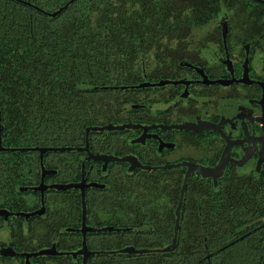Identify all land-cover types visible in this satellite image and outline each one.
Returning a JSON list of instances; mask_svg holds the SVG:
<instances>
[{
  "label": "flooded vegetation",
  "instance_id": "flooded-vegetation-1",
  "mask_svg": "<svg viewBox=\"0 0 264 264\" xmlns=\"http://www.w3.org/2000/svg\"><path fill=\"white\" fill-rule=\"evenodd\" d=\"M182 10L168 34L75 60L61 123L0 112L3 148L39 149L0 152V264H143L117 251L171 243L148 247L173 233L189 166L178 235L181 219L187 234L220 219L226 247L252 243L264 263V0Z\"/></svg>",
  "mask_w": 264,
  "mask_h": 264
},
{
  "label": "trees",
  "instance_id": "trees-1",
  "mask_svg": "<svg viewBox=\"0 0 264 264\" xmlns=\"http://www.w3.org/2000/svg\"><path fill=\"white\" fill-rule=\"evenodd\" d=\"M69 1L30 0L36 8L47 11L59 9ZM201 1L77 0L63 14L50 20L21 2L0 0V112L14 116L21 106V113L28 114L26 110L32 109V115L53 114L61 123L60 117L66 119L69 115L64 89L74 84L66 80L65 73L68 68L76 67L75 60L84 65V57L91 63L96 53L110 50L116 38H152L159 34L154 29L160 28L168 34L169 29L174 28L172 20L187 18L186 13H192L183 11V4ZM23 90L30 95L38 94L29 96ZM25 101L28 106L24 105ZM37 123L39 125V120ZM7 127L11 132L10 123ZM35 137L39 139L38 135L32 140ZM26 140L21 142L9 137L8 142L18 146ZM181 221L176 252L151 253L136 258L143 264H206L201 261H207L209 249L214 252L210 253L213 256L207 264H260L252 243L226 247L231 236L220 229L222 220L216 223L215 232L207 229L205 234L203 230L196 234L184 233V225H189L190 220ZM171 230L160 235L161 239L156 237L148 247L159 248L169 242ZM235 249L241 250L235 252Z\"/></svg>",
  "mask_w": 264,
  "mask_h": 264
},
{
  "label": "water",
  "instance_id": "water-1",
  "mask_svg": "<svg viewBox=\"0 0 264 264\" xmlns=\"http://www.w3.org/2000/svg\"><path fill=\"white\" fill-rule=\"evenodd\" d=\"M21 2L20 0H16ZM77 0H70L69 2H67L64 6L60 7L58 10L54 11L53 13H45L44 11L35 8L36 11H39L40 13H44L46 14V16L50 17V18H55L58 15H60L63 11H65L70 5H72L73 3H75ZM26 5L30 6L29 2H25ZM31 7V6H30ZM2 137H3V127L1 125L0 122V152L2 151H10V152H15V151H34V150H39V149H5L2 147L1 142H2ZM52 150H58V151H64L66 150L65 148H60V149H40V151L43 153L45 151H52ZM69 150V149H68ZM188 172L187 175L185 176L183 185H182V189L179 195V200H178V204L176 206L175 209V220H174V229H173V236H172V241L171 243L161 249H145V250H135L132 247L129 248H124L122 250L117 251L118 253H122V254H151V253H159V254H164V253H172L175 248H176V243H177V236H178V231H179V224H180V213H181V208H182V203H183V196H184V192L186 189V183H187V178L190 174V172L192 171L191 166L188 167ZM72 186H67V187H63V188H70ZM84 216V213H83ZM100 231H106L105 229L100 230ZM212 256V254H207V256L205 257V259L207 261H209L210 257ZM264 264V263H263Z\"/></svg>",
  "mask_w": 264,
  "mask_h": 264
}]
</instances>
